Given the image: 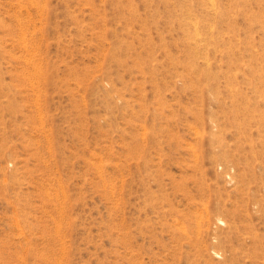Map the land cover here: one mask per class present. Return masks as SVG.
Masks as SVG:
<instances>
[{
	"label": "rangeland",
	"instance_id": "374dc122",
	"mask_svg": "<svg viewBox=\"0 0 264 264\" xmlns=\"http://www.w3.org/2000/svg\"><path fill=\"white\" fill-rule=\"evenodd\" d=\"M209 1L0 0V264H264V0Z\"/></svg>",
	"mask_w": 264,
	"mask_h": 264
},
{
	"label": "bare ground",
	"instance_id": "6f19581e",
	"mask_svg": "<svg viewBox=\"0 0 264 264\" xmlns=\"http://www.w3.org/2000/svg\"><path fill=\"white\" fill-rule=\"evenodd\" d=\"M210 1H211V0H210ZM210 1H209V2H210ZM211 4H212V2H211ZM213 4H214V3H213ZM213 6H214V5H213ZM213 8H215V6H214ZM195 27H196V26H195ZM205 60H208V59L206 58ZM208 62H209V61H208ZM208 62H207V64H209Z\"/></svg>",
	"mask_w": 264,
	"mask_h": 264
}]
</instances>
